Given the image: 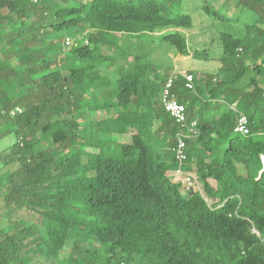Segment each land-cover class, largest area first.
Wrapping results in <instances>:
<instances>
[{
	"label": "trees",
	"instance_id": "trees-1",
	"mask_svg": "<svg viewBox=\"0 0 264 264\" xmlns=\"http://www.w3.org/2000/svg\"><path fill=\"white\" fill-rule=\"evenodd\" d=\"M214 1L204 0L205 14L244 31H221L217 74L200 83L188 71L189 88L173 73L199 128L183 167L209 205L166 177L178 165V126L159 101L167 78L148 58L156 33L189 54L185 0H0V138L20 137L0 169V264H32L36 253L59 264H264V0H235L245 20ZM101 68L118 73L114 89ZM83 107L115 113L82 127ZM239 111L248 135L234 130ZM23 209L39 220L13 219Z\"/></svg>",
	"mask_w": 264,
	"mask_h": 264
},
{
	"label": "rangeland",
	"instance_id": "rangeland-1",
	"mask_svg": "<svg viewBox=\"0 0 264 264\" xmlns=\"http://www.w3.org/2000/svg\"><path fill=\"white\" fill-rule=\"evenodd\" d=\"M226 2L227 8L226 11L229 15H242L243 19H247L250 15L249 13H243L240 11L235 0H215L214 4L218 5L220 3ZM204 0H185L184 7L187 12L192 15L193 24L190 28H181L179 29L183 35L186 36L187 46L189 54L184 55L177 51L173 46L161 42V36L159 33L154 35V42L150 47V56L148 58L151 62L156 65L160 76L163 79L168 78L173 73L185 74L188 71H192L196 79L201 83L203 78L207 73H216L218 72L219 67L221 66L220 58L223 55L222 42L220 38L221 31L231 30L235 32L242 33L245 29L244 23L241 21L238 24H225L219 20L213 19L211 16L205 14L203 10ZM5 12L7 10H4ZM88 26L84 25L78 27L77 37L78 39H86L88 33ZM125 39V37H124ZM127 44L124 41V45ZM65 49H68V44H65ZM105 53H111L110 50L106 47L103 48ZM196 52H206L208 53L209 58L198 59L194 55ZM103 74H108L112 78L111 85L109 90L115 88L116 79L118 78V73L111 69L101 68ZM67 73V71H66ZM103 94V92H102ZM90 94H87L88 96ZM113 109H109L106 112L104 111H88L86 107H83L78 113L74 116L79 118V121L82 124V127L90 125L94 121H97V118L100 119L104 116H109L114 114ZM111 137V136H110ZM41 146H49L50 142L45 138H41ZM118 141L129 142L131 141V134H122L117 135ZM20 140V137L16 135L14 131L6 134L0 138V169L5 166L6 162L10 160V149L14 142ZM40 148V145L37 146ZM87 150L97 151L96 148L87 147ZM19 164L17 162L10 163L5 167L4 170H15ZM170 182L181 183L178 188V191L184 196H188V191L185 187V183L182 180V177L175 174L173 171H168L166 176ZM212 203V199H211ZM6 208L4 205L3 196L0 194V225L5 226L7 223L6 218ZM13 219H20L23 224H29L33 221H38L39 218L36 214L29 212L26 209H23L18 214L13 216ZM42 233L44 232L41 230ZM29 247H35V243L29 244ZM94 245H97L95 243ZM93 245V246H94ZM33 249V248H31ZM60 259H50L40 257L37 253L34 254L32 264H59Z\"/></svg>",
	"mask_w": 264,
	"mask_h": 264
},
{
	"label": "built area",
	"instance_id": "built-area-1",
	"mask_svg": "<svg viewBox=\"0 0 264 264\" xmlns=\"http://www.w3.org/2000/svg\"><path fill=\"white\" fill-rule=\"evenodd\" d=\"M72 39L67 37L66 44H71ZM186 79V86L189 88L194 87V74H183ZM160 104L173 118L175 124L178 126V131L175 136V145L173 152L175 159L178 163L175 169V174L182 177L185 187L189 190L197 189L205 197V200L211 205V198L205 195L202 185L200 184L198 175L196 172L186 170L183 166L187 161V139L195 137L199 134L198 123L196 120H189L186 112V105L182 103L177 94L173 91V74L170 75L164 82L161 93L159 96ZM17 111H21L20 107H16L11 110V114L14 115ZM237 133L242 135H248L250 133L248 117L245 113L239 111L238 119L234 129ZM264 160V156H262ZM121 264H125L122 262Z\"/></svg>",
	"mask_w": 264,
	"mask_h": 264
},
{
	"label": "crops",
	"instance_id": "crops-1",
	"mask_svg": "<svg viewBox=\"0 0 264 264\" xmlns=\"http://www.w3.org/2000/svg\"><path fill=\"white\" fill-rule=\"evenodd\" d=\"M174 172V171H173Z\"/></svg>",
	"mask_w": 264,
	"mask_h": 264
}]
</instances>
